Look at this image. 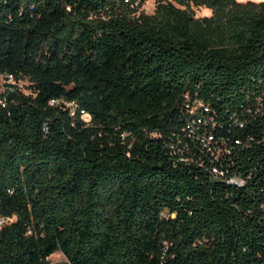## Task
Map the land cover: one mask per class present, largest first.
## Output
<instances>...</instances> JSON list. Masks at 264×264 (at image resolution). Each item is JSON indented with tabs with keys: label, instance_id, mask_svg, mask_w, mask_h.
<instances>
[{
	"label": "trees",
	"instance_id": "16d2710c",
	"mask_svg": "<svg viewBox=\"0 0 264 264\" xmlns=\"http://www.w3.org/2000/svg\"><path fill=\"white\" fill-rule=\"evenodd\" d=\"M146 1L0 0V264H264V1Z\"/></svg>",
	"mask_w": 264,
	"mask_h": 264
},
{
	"label": "rangeland",
	"instance_id": "374dc122",
	"mask_svg": "<svg viewBox=\"0 0 264 264\" xmlns=\"http://www.w3.org/2000/svg\"><path fill=\"white\" fill-rule=\"evenodd\" d=\"M248 1V0H243ZM256 2H262L264 0H254ZM157 6V0H147L146 3L143 5L141 11L146 12L147 14H153L155 12ZM195 12L197 17H204V16H211L212 11L210 10V12H206L204 10L205 7H192ZM208 8V7H206ZM83 118L85 119V121L90 122L91 118L89 117V115H84ZM51 264H67V259L66 257L61 253V252H56L55 254H53L50 258H49Z\"/></svg>",
	"mask_w": 264,
	"mask_h": 264
},
{
	"label": "built area",
	"instance_id": "2783aa9c",
	"mask_svg": "<svg viewBox=\"0 0 264 264\" xmlns=\"http://www.w3.org/2000/svg\"><path fill=\"white\" fill-rule=\"evenodd\" d=\"M10 82H12V77H10ZM90 117V116H89ZM91 118V117H90ZM233 182V181H232ZM10 221L9 218H0V227L7 224Z\"/></svg>",
	"mask_w": 264,
	"mask_h": 264
}]
</instances>
